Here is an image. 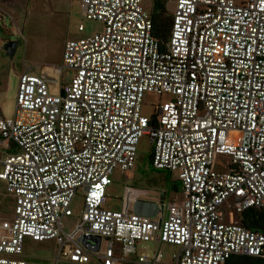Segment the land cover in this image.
I'll return each mask as SVG.
<instances>
[{
	"label": "built area",
	"instance_id": "built-area-1",
	"mask_svg": "<svg viewBox=\"0 0 264 264\" xmlns=\"http://www.w3.org/2000/svg\"><path fill=\"white\" fill-rule=\"evenodd\" d=\"M74 1L102 29L67 39L60 67L22 72L11 118L0 115V180L12 202L11 218L0 219V264H161L160 251H136L154 238L178 247L171 264L264 257V233L225 221L222 210L264 212V0H161L164 40L141 0ZM61 67L72 71L64 84ZM145 91L169 95L154 119L141 113ZM142 135L151 167L176 172L181 192L177 206L158 201L153 218L127 202L103 207L114 172L134 167ZM78 190L82 210L65 230ZM91 235L97 251L81 243ZM26 237L53 239L54 259L20 256Z\"/></svg>",
	"mask_w": 264,
	"mask_h": 264
},
{
	"label": "rangeland",
	"instance_id": "rangeland-1",
	"mask_svg": "<svg viewBox=\"0 0 264 264\" xmlns=\"http://www.w3.org/2000/svg\"><path fill=\"white\" fill-rule=\"evenodd\" d=\"M152 0H141V5L148 12ZM165 16L168 12L165 10ZM78 24L83 30L78 31ZM102 24L88 20L82 14L81 7L74 0H0V114L11 118L16 95V85L19 74L28 71L36 72L40 67H60L64 42L73 37L91 35L100 31ZM9 40H17L13 55L9 58L5 54L3 44ZM72 71L61 67V83L68 82ZM169 99V95L157 94L150 91L143 92L141 113L150 116L154 107ZM240 132L233 131L229 138L234 143L240 142ZM152 144L146 135H142L136 146L134 167L130 170L115 173L112 182L105 187V202L103 207L110 210H121L125 198L129 202L137 199H161L170 201L177 206L181 202L180 185L176 172L165 177V171L155 170L150 165L148 154ZM216 161L223 164L229 161L227 155H218ZM175 185V187H173ZM0 200L10 203L6 194L5 183L0 180ZM4 205V204H3ZM72 216L64 217L62 224L65 230L72 228L73 223L80 216L82 210V192L78 190L71 202ZM4 210V209H3ZM223 218L225 221H239V214L226 203L223 204ZM11 209L0 212V219L8 221ZM7 218V219H6ZM175 245L157 241L155 238L136 244L137 253L148 256L160 251L161 264H171L172 254L176 253ZM56 254V244L53 239L32 241L24 238V249L20 255L37 261L53 260ZM117 254L121 253L117 251ZM125 258L135 259V255L122 254ZM58 264H76L61 259ZM89 264H99L90 258ZM120 264H128L121 262ZM129 264H142L138 262Z\"/></svg>",
	"mask_w": 264,
	"mask_h": 264
},
{
	"label": "trees",
	"instance_id": "trees-1",
	"mask_svg": "<svg viewBox=\"0 0 264 264\" xmlns=\"http://www.w3.org/2000/svg\"><path fill=\"white\" fill-rule=\"evenodd\" d=\"M149 14L153 22V34L160 40H164L170 26V16H165V9L161 0H152ZM151 118L154 119V114H151ZM148 159L150 160V152L148 154ZM169 173L170 172H165V177H167ZM173 187H175V185H173ZM239 222L251 230L264 233V212L262 210L250 208L243 211L239 214ZM242 257L250 259L251 264H264V258L259 256ZM230 259H232V257ZM229 260L226 264H228Z\"/></svg>",
	"mask_w": 264,
	"mask_h": 264
},
{
	"label": "water",
	"instance_id": "water-1",
	"mask_svg": "<svg viewBox=\"0 0 264 264\" xmlns=\"http://www.w3.org/2000/svg\"><path fill=\"white\" fill-rule=\"evenodd\" d=\"M17 40H9L3 44V49L5 54L9 56V58L13 55L15 51V47L17 45ZM132 212L138 215H143L147 217H155L158 211V202L154 200H143L137 199L132 204L131 208ZM89 239L95 241L94 245L89 244ZM100 242V236L98 235H91V236H84L81 240V243L88 247L90 250L97 251Z\"/></svg>",
	"mask_w": 264,
	"mask_h": 264
},
{
	"label": "crops",
	"instance_id": "crops-1",
	"mask_svg": "<svg viewBox=\"0 0 264 264\" xmlns=\"http://www.w3.org/2000/svg\"><path fill=\"white\" fill-rule=\"evenodd\" d=\"M78 30V29H77ZM79 31V30H78ZM82 31V30H81ZM77 37V36H76ZM41 68L42 67H40V68H38V70L36 71V72H31V73H38L40 70H41ZM21 74V73H20ZM19 74V75H20ZM17 86V85H16ZM58 87V88H57ZM61 88V86H55V87H53L52 86V90H58V89H60ZM0 115H2V114H0ZM6 151H7V149L2 145V144H0V160L3 158V156L6 154ZM0 170H1V162H0ZM121 171V170H120ZM115 173H119V170H116L115 172H114V174L113 175H115ZM2 181V180H1ZM179 190H180V188H179ZM180 195H181V192H180ZM128 199V198H127ZM127 199H125L124 201L125 202H127V203H129L130 204V206H131V208H132V204L135 202V200L133 201V202H129ZM149 200H154V201H156V202H158V201H164L163 200V198H161V199H149ZM125 202L123 203V204H121V209L125 206ZM4 204V205H3ZM4 209V210H3ZM10 210L11 209V211H10V213L9 214H11V216H12V202L10 201V203H8V202H5V201H2V200H0V212H4V211H6V215H8V213H7V210ZM159 210H161V208H159L158 207V211ZM7 219V218H6ZM160 242V241H159ZM161 253V252H160ZM138 254V253H137ZM162 258V257H161ZM160 263H161V260H160ZM228 264H251V260L250 259H248V258H245V257H242V256H240V255H237V256H232V259H230L229 260V262H228Z\"/></svg>",
	"mask_w": 264,
	"mask_h": 264
},
{
	"label": "flooded vegetation",
	"instance_id": "flooded-vegetation-1",
	"mask_svg": "<svg viewBox=\"0 0 264 264\" xmlns=\"http://www.w3.org/2000/svg\"><path fill=\"white\" fill-rule=\"evenodd\" d=\"M262 258H264V257H262Z\"/></svg>",
	"mask_w": 264,
	"mask_h": 264
}]
</instances>
